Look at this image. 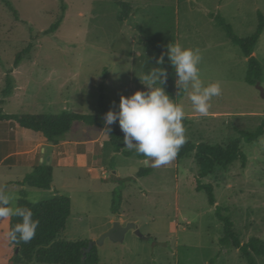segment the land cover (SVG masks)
<instances>
[{
    "label": "rangeland",
    "instance_id": "obj_1",
    "mask_svg": "<svg viewBox=\"0 0 264 264\" xmlns=\"http://www.w3.org/2000/svg\"><path fill=\"white\" fill-rule=\"evenodd\" d=\"M119 1L129 5L124 21L115 0H9L18 21L0 0L2 113L73 111L97 116L101 94L108 111L119 112L120 97L148 91L141 78L161 68L150 41L164 49L179 42L200 50L198 67L204 85L218 82L221 86V94L211 99L208 114L202 116L194 111L187 93L178 91L173 68V99L184 106L190 121L186 142L226 147L240 132L258 128L264 119V100L256 85L247 83V58L210 15L224 18L238 37L247 38L256 33L259 14L264 17V0ZM62 6L66 7L62 24L56 33L47 34L62 15ZM30 43L34 44L30 56L15 67L17 56ZM254 56L262 66L264 88V30ZM7 75L12 86L9 96L4 95ZM113 125L119 127L118 121ZM17 129L15 122H0V138L8 139ZM100 131L78 122L65 138L91 140ZM102 143L105 149L96 153L94 167L89 163L69 169L54 166L51 190L23 186L21 182L32 172L25 162L27 153L20 149V157L4 162L7 149L0 145V191L13 198V206L22 192L33 204L51 200L57 193L69 197L71 216L61 237L67 242H96L117 222L135 224L145 239L130 231L124 243L106 240L97 246L101 264H249L239 249L221 244L224 227L216 207L210 206L206 191L197 190L200 169L195 153L156 166L151 159L115 153L107 133ZM241 148L246 165L238 159L226 170L217 167L200 183L213 185L216 206L231 220L233 234L246 244L251 239L264 241V135L253 143L243 142ZM35 159L46 164L49 160L40 149ZM149 166L148 176L137 177ZM128 178L134 180L124 182ZM118 189L119 215H113ZM10 218L0 222V264H14L16 255L6 235ZM252 260L264 264V257L253 255Z\"/></svg>",
    "mask_w": 264,
    "mask_h": 264
},
{
    "label": "trees",
    "instance_id": "obj_2",
    "mask_svg": "<svg viewBox=\"0 0 264 264\" xmlns=\"http://www.w3.org/2000/svg\"><path fill=\"white\" fill-rule=\"evenodd\" d=\"M14 14L15 19L19 21L18 14L13 10L9 0H1ZM116 4L122 10L120 21L126 20L129 5L125 2L115 0ZM66 7L62 6V15L57 19L56 23L47 31V34H54L58 31L64 20ZM213 20L227 35L231 43L239 47L243 55L248 61L247 83L256 85L262 78V66L254 56V50L261 38L264 30V17L259 14V24L256 33L247 38H240L234 32L232 27L226 23L224 18L220 16L210 15ZM35 39H33L34 41ZM152 49L158 52L159 57L166 53L167 49L158 46L155 42L150 41ZM34 44L30 43L28 47L20 53L15 62V67H18L20 62L29 57ZM167 72V82L160 84L165 88L166 92L174 98L172 86L173 66L164 55V64H161ZM12 91L10 83V75H7V89L4 92L5 96H9ZM99 106L101 113L97 116H87L75 113L73 111H63L60 114H45V115H5L0 109V122H15L22 130H27L31 133L36 141L46 142L49 144H57L60 140L65 139V136L71 131L74 123H83L87 126L98 127L105 130L104 117L108 112L109 107L104 103V95L101 94ZM185 129L190 125V121L185 117ZM110 130L106 131L110 143L113 146L114 152L123 154L126 157L136 156L142 161L150 159L138 154L135 150H124L123 134L118 126H109ZM264 135V119L254 132H240V136L229 143L226 147L221 145H209L205 143L195 144L185 142L179 149L176 159L177 161L188 157L195 153V159L199 166L200 173L198 177V191H206L209 204L216 207V216L224 227V236L221 239V244H231L236 249H239L244 258L249 264H254L252 256L256 255L264 257V241L260 239H251L246 244H242L240 240L233 234V224L231 220L222 214L223 209L216 206V198L214 196V187L211 184L203 185L200 181L213 174L215 168L220 167L228 169L235 160H241L243 165H246L248 159L243 152L241 145L245 143H253ZM151 167L141 169L137 177L144 178L151 173ZM134 179L128 178L124 182H132ZM122 182L123 180H119ZM23 186H28L37 190L53 189V168L51 165L41 163L33 169V171L24 178L21 182ZM121 189L114 193L112 203L113 215H119V203L121 201ZM17 206L30 208L33 212V219L39 221V226L36 229L35 237L28 243L19 242L13 243L10 239V244L18 249V254L15 255L14 264H99V252L97 246H94L91 251L87 252L89 245L88 241L67 242L61 239L62 234L67 228L69 217L71 216V199L67 196L56 194V196L48 201L33 204L27 200L25 193H21V199ZM19 222V218L11 216L9 221V232Z\"/></svg>",
    "mask_w": 264,
    "mask_h": 264
},
{
    "label": "clouds",
    "instance_id": "obj_3",
    "mask_svg": "<svg viewBox=\"0 0 264 264\" xmlns=\"http://www.w3.org/2000/svg\"><path fill=\"white\" fill-rule=\"evenodd\" d=\"M164 55L178 76V91L187 93L194 111L206 116L211 99L221 94V86L218 82L205 86L200 79V50L173 42L167 45ZM164 55L159 57V64H164ZM167 75L164 68L151 70L141 78L148 91L121 96L119 112L110 110L104 117L106 131L118 121L124 133V147L153 160L156 166L172 161L186 142L184 106L175 102L164 87L158 86L167 82ZM12 200L10 195L0 191V222L11 216L18 217L19 222L6 235L13 243H28L35 237L39 221L33 219L30 208L13 206Z\"/></svg>",
    "mask_w": 264,
    "mask_h": 264
},
{
    "label": "crops",
    "instance_id": "obj_4",
    "mask_svg": "<svg viewBox=\"0 0 264 264\" xmlns=\"http://www.w3.org/2000/svg\"><path fill=\"white\" fill-rule=\"evenodd\" d=\"M17 128L16 131H11L13 134L8 139L0 138V145L4 149H7V154H5L2 161L5 162L11 157H20L23 154V152H20L21 149L27 153L28 161L25 162L32 167V171L35 167L43 163V159L39 160V163L35 159L39 149L47 154V158H49L48 164L53 168V173L54 166L58 169H69L80 165L84 166L89 163V165H92L91 167H94L99 158L96 153L98 151L103 153L105 149V144L102 143L106 134L105 130H101L98 136L91 140L74 141L65 138L57 144H49L36 141L32 135L27 134L26 130H22L18 126ZM91 171L92 168L89 172L91 173ZM102 171H105V169H102ZM99 264H101V261Z\"/></svg>",
    "mask_w": 264,
    "mask_h": 264
},
{
    "label": "water",
    "instance_id": "obj_5",
    "mask_svg": "<svg viewBox=\"0 0 264 264\" xmlns=\"http://www.w3.org/2000/svg\"><path fill=\"white\" fill-rule=\"evenodd\" d=\"M257 90L260 92L261 98L264 100V88L262 87L260 82L256 84ZM134 231L137 236L142 239L145 237L142 235L141 231L135 224H128L123 226L120 222L114 224L113 228L105 233L98 241L90 242L87 248V252L91 251L94 246H103L106 240H110L113 243H124L126 235L128 232ZM19 250H16V254H18Z\"/></svg>",
    "mask_w": 264,
    "mask_h": 264
}]
</instances>
